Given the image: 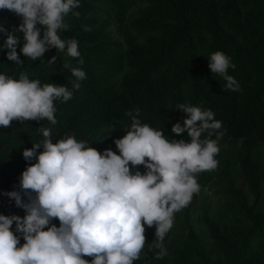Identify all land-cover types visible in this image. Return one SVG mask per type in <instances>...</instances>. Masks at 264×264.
<instances>
[{"label": "trees", "instance_id": "trees-1", "mask_svg": "<svg viewBox=\"0 0 264 264\" xmlns=\"http://www.w3.org/2000/svg\"><path fill=\"white\" fill-rule=\"evenodd\" d=\"M142 1L145 6L132 12L134 0H80V8L75 10L80 17L69 15V28L62 38L78 41L83 65L67 56L66 50L51 49L38 61L21 53L22 65L8 61L7 50L0 51V74L18 79L21 72H26L30 79H39L42 84L65 85L73 91L69 101L55 102V125L44 119L39 123L13 121L9 128L0 127V214L25 215L3 193L19 190L13 184L19 183L28 166L22 151L43 139L37 131L39 127L52 130L53 143L74 135L97 150L104 142L107 149L116 151L113 141L122 138L126 134L124 128L131 124L126 114L137 109L142 122L163 128L164 135L171 139L187 140V132L177 137L171 128L177 122L183 125L186 118L177 111L178 105L191 104L214 112L215 119L222 122L220 131L225 133L221 138L239 140L236 163L245 191L235 186L232 163L222 156L221 150L215 157L219 161L217 169L202 172L197 179L201 189H205L212 174L221 177L224 191L249 227L237 229V243L202 213L200 218L209 236L225 251L222 262L213 260L202 250L188 222V205L181 210L182 217L198 262L193 263L184 254L177 258L182 264H264V165L252 154L254 147L264 141V0ZM99 3L110 9L121 42L110 39L104 22L99 20ZM21 19L13 12L0 10V24L8 32L18 28ZM85 27L90 30L85 31ZM17 35L22 47V34ZM5 38L0 34V45ZM216 51L231 58L235 69L229 68L228 74L238 81L240 91L227 89L226 81L211 73L208 59ZM54 56L55 63H49ZM65 64L85 71L86 79L79 82V90H73L75 78ZM215 138L214 135L212 139ZM52 223L59 227L58 220ZM145 229L146 242L151 244L156 228ZM23 243L21 238L20 245ZM158 251L151 250L152 260L168 264L166 256L155 259Z\"/></svg>", "mask_w": 264, "mask_h": 264}, {"label": "clouds", "instance_id": "clouds-1", "mask_svg": "<svg viewBox=\"0 0 264 264\" xmlns=\"http://www.w3.org/2000/svg\"><path fill=\"white\" fill-rule=\"evenodd\" d=\"M78 8L80 0H0V10L22 18L12 32L0 24V34L6 37L0 51L7 50V60L22 65L21 53L38 61L51 49L66 50L83 65L78 41L62 38L69 15L80 17ZM17 33L22 34V47ZM208 60L211 73L220 75L227 89L241 90L228 74L229 68L235 69L229 56L216 51ZM55 61L56 56L48 62ZM70 70L72 88L79 90L86 73L81 67ZM72 97L65 85L42 84L26 72L18 79L0 74V127L44 119L55 125V102ZM177 111L186 118L183 125L173 124L171 132L177 137L187 132V140L171 139L163 128L142 122L137 109L126 114L131 119L126 134L113 141L119 154L111 148L98 151L74 135L53 143L52 130L39 127L43 139L22 151L28 166L19 190L3 193L25 215L0 214V264H134L146 246L145 226L156 228L155 240L148 245L149 251L159 249L155 259L167 255L163 241L175 214L201 191L198 174L217 169L218 140L225 134L210 109L180 104Z\"/></svg>", "mask_w": 264, "mask_h": 264}, {"label": "rangeland", "instance_id": "rangeland-1", "mask_svg": "<svg viewBox=\"0 0 264 264\" xmlns=\"http://www.w3.org/2000/svg\"><path fill=\"white\" fill-rule=\"evenodd\" d=\"M144 6L145 3L142 0H134L131 11L134 12ZM97 8V16L99 20L104 22L106 32L109 34L110 39L121 42V37L115 29V22L110 9L102 3H99ZM100 146L101 148L100 150L98 149V151L103 152L107 149L104 142H101ZM218 146L220 147L222 156L232 163L231 173L235 186L245 191L236 163V155L240 150L239 140L232 141L228 138H220L218 140ZM114 152L119 154L118 150ZM252 154L260 164L264 165V141L258 143L254 147ZM139 170L142 173L145 171L142 166L139 167ZM206 185V188L201 189L199 194H194L189 204L188 222H190L193 232L198 237L202 250L206 252L211 259L222 262L225 257V251L223 248L217 246L209 236L205 225L201 221V214L205 213L217 225L222 234L237 243L240 241V235L237 229H247L249 227V222L241 216L237 211L236 205L224 191L225 184L221 177L212 174V177ZM13 186L19 188V183H14ZM261 190L263 194L261 209L264 210V186L262 185ZM182 216V211L175 214L173 228L165 237L164 247L167 252L165 256L168 264H182L181 259L177 258V255L182 254L187 255L193 263L198 262V259H196L193 254V242L186 236V228ZM148 245H150V242H146L144 252L141 254V259L134 261V264H156L152 260ZM83 258L89 261L92 259L91 257Z\"/></svg>", "mask_w": 264, "mask_h": 264}]
</instances>
